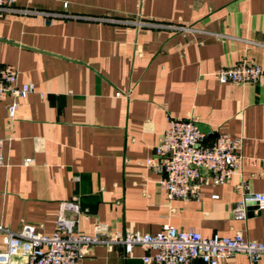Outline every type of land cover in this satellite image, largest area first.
Segmentation results:
<instances>
[{"label":"crops","instance_id":"1","mask_svg":"<svg viewBox=\"0 0 264 264\" xmlns=\"http://www.w3.org/2000/svg\"><path fill=\"white\" fill-rule=\"evenodd\" d=\"M16 7L38 14L0 17V62L35 91L0 101V225L52 234L62 204L78 199L88 212L78 230L87 235L100 224L142 234L171 225L264 242V211L235 216L244 184L264 193V86L217 78L242 62L264 68V0H19ZM124 91L129 97L117 96ZM169 117L195 120L209 143L218 133L242 138L240 174L202 184L198 199H171L159 185L165 176L146 165ZM149 253L95 246L81 264H145ZM232 264L253 263L238 254Z\"/></svg>","mask_w":264,"mask_h":264},{"label":"built area","instance_id":"2","mask_svg":"<svg viewBox=\"0 0 264 264\" xmlns=\"http://www.w3.org/2000/svg\"><path fill=\"white\" fill-rule=\"evenodd\" d=\"M18 1L0 0V17L10 13L38 14L19 10L16 7ZM137 24L144 26L142 22ZM217 78L222 84L264 86V68L242 62L220 70ZM34 91L33 84L20 86L18 72L0 62V101L8 96L25 99ZM129 95L130 91L117 93L118 97ZM18 109L17 102L8 107L10 119H15ZM208 137L195 120L169 117L168 128L146 165L155 173L165 176L159 185L168 191L171 199H198L197 188L202 184L211 182L215 186L225 185L240 174L243 139L218 133L209 143ZM3 143L0 139V167L6 166ZM32 163V159H27L25 166ZM242 193L235 210L237 219H247L253 208L264 211V193L251 192L247 184L242 186ZM68 211L73 212L76 218L67 217ZM82 215L87 216L88 212L76 199L62 204L52 234L40 233L28 225L18 232L0 225V264H16V259L21 264H81L95 246L109 249L122 246L127 256H132L136 248H141L150 252L143 257L145 264H232L238 254L245 255L253 264L264 259V242L247 240L241 233L233 237L215 235L207 238L199 232L181 231L171 225L164 226L157 234L111 233L107 225L100 224L95 227L94 234L87 235L78 230Z\"/></svg>","mask_w":264,"mask_h":264},{"label":"water","instance_id":"3","mask_svg":"<svg viewBox=\"0 0 264 264\" xmlns=\"http://www.w3.org/2000/svg\"><path fill=\"white\" fill-rule=\"evenodd\" d=\"M252 209V208H251ZM254 209H256V208H253L252 210H254Z\"/></svg>","mask_w":264,"mask_h":264}]
</instances>
